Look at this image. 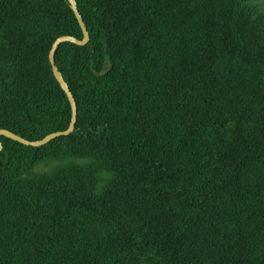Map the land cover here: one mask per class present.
Listing matches in <instances>:
<instances>
[{"label":"trees","instance_id":"1","mask_svg":"<svg viewBox=\"0 0 264 264\" xmlns=\"http://www.w3.org/2000/svg\"><path fill=\"white\" fill-rule=\"evenodd\" d=\"M74 1L73 130L0 136V264H264V0ZM60 35L66 0H0V129L66 128Z\"/></svg>","mask_w":264,"mask_h":264},{"label":"water","instance_id":"2","mask_svg":"<svg viewBox=\"0 0 264 264\" xmlns=\"http://www.w3.org/2000/svg\"><path fill=\"white\" fill-rule=\"evenodd\" d=\"M66 1L68 3L70 10L73 13V16H74L76 22H77V25H78L80 33H81V38L77 39V38L70 36V35H60V36L56 37L51 42L49 49L47 51V61H48L50 71H51V74H52L54 80L58 84L59 88L61 89V91L63 92V94L67 100V103L69 106V121H68V124L64 130L50 132V133L44 135L43 137H41L40 139H36V140H26V139H23V138L17 136L14 133L8 131V130L0 129V136L6 137L12 141H15V142L22 144V145H25V146L39 147V146L45 144L46 142L50 141L51 139H53L55 137L68 135L73 130V126H74V122H75V115H76L75 102L73 100V97H72L70 91L68 90V87H67L65 81L63 80L60 72L57 70V68L55 66V63L53 60V53H54L56 47L62 42H69V43H72L75 45H84L88 40V33H87V30L83 24V21L79 15V13L77 12L75 1L74 0H66ZM0 149H1V143H0Z\"/></svg>","mask_w":264,"mask_h":264},{"label":"rangeland","instance_id":"3","mask_svg":"<svg viewBox=\"0 0 264 264\" xmlns=\"http://www.w3.org/2000/svg\"><path fill=\"white\" fill-rule=\"evenodd\" d=\"M46 168V166H43V165H38L35 169L38 170V171H42Z\"/></svg>","mask_w":264,"mask_h":264}]
</instances>
